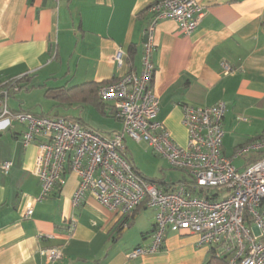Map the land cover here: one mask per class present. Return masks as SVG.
<instances>
[{"label": "crops", "instance_id": "0c3cea01", "mask_svg": "<svg viewBox=\"0 0 264 264\" xmlns=\"http://www.w3.org/2000/svg\"><path fill=\"white\" fill-rule=\"evenodd\" d=\"M157 1L0 0V82L23 78L19 92L39 88L49 97L53 92L90 83L100 86L128 72H141L148 26L145 11ZM196 1L206 14L192 35L184 36L171 20L158 24L153 55V89L160 100L158 120L176 144L185 146L188 134L182 124V107L225 102L223 152L232 157L237 148L264 134V0ZM119 51L122 63L115 60ZM225 65L232 71L226 73ZM80 91L88 88L75 92L81 93V99L74 102L83 114L66 119L100 132L87 122L86 108H92L117 122L112 133L121 131L112 104L97 103ZM10 110L50 116L24 109L22 104ZM24 131L22 125H0V264L210 261L213 249L200 247L198 237L185 231L168 232L161 252L129 259L133 249L151 243L155 211L141 207L122 218L89 195L75 208L72 197L79 178L71 172L65 175V185L57 186L43 203L34 204L33 216L25 219L26 209L42 187L33 173L38 148L36 144L23 146ZM257 158L239 159L235 165L244 169ZM5 162L13 164L8 174L1 169ZM72 220L75 227L70 232ZM53 248L60 249L63 257L49 262L43 251Z\"/></svg>", "mask_w": 264, "mask_h": 264}, {"label": "built area", "instance_id": "2783aa9c", "mask_svg": "<svg viewBox=\"0 0 264 264\" xmlns=\"http://www.w3.org/2000/svg\"><path fill=\"white\" fill-rule=\"evenodd\" d=\"M148 14L141 72H128L98 88L99 99L112 104L114 117L122 124L119 132L103 134L74 119L13 112L8 101L20 91V79L0 84V125L24 126L23 146L36 144L38 148L33 173L42 189L24 218L33 216L34 204L43 203L57 186L63 187L66 173L71 172L79 178L72 197L75 208L89 195L122 218L140 207L155 211L151 243L133 249L129 259L157 254L164 248L168 232L185 231L198 237L200 247L213 249L225 264H264V134L227 157L223 152L226 103L184 105L187 144L174 142L158 120L160 100L153 89L155 34L160 21L171 20L184 36H190L206 9L196 0H159L148 8ZM115 60L122 63V51ZM224 68L226 73L232 71L227 65ZM129 140L146 144L188 179L165 188L144 178L128 154ZM252 155L260 158L244 169L237 168L236 160ZM12 166L5 162L1 169L8 174ZM74 227L72 220L70 232ZM43 254L49 262L63 257L55 248Z\"/></svg>", "mask_w": 264, "mask_h": 264}, {"label": "rangeland", "instance_id": "374dc122", "mask_svg": "<svg viewBox=\"0 0 264 264\" xmlns=\"http://www.w3.org/2000/svg\"><path fill=\"white\" fill-rule=\"evenodd\" d=\"M22 102V103H21ZM35 110L38 114L44 112L50 116L58 118L75 117L83 114V109L75 102H62L60 99H53L44 96L39 88L32 91L22 90L10 99L9 108L19 107ZM87 122L94 126L96 130L104 134H111L115 129V120L102 116L92 108H86ZM84 113V114H85ZM85 116V117H86ZM118 125V124H117ZM129 156L133 158L132 162L138 168L142 175L156 182H164L170 185H176L188 179L187 174L165 164L153 149L150 151L142 144H137L133 140L128 141ZM131 158V159H132Z\"/></svg>", "mask_w": 264, "mask_h": 264}, {"label": "trees", "instance_id": "16d2710c", "mask_svg": "<svg viewBox=\"0 0 264 264\" xmlns=\"http://www.w3.org/2000/svg\"><path fill=\"white\" fill-rule=\"evenodd\" d=\"M145 15H146V18H147V22H149V20H150V16H149V14H148V9L145 11ZM23 78L22 79H20V80H18V83L21 85V83L23 82ZM2 82H0V84H1ZM88 88V91H80V92H82V93H87L88 94V96L92 99V100H94V101H96L97 103H100V102H102L100 99H99V97H98V88H99V86L98 85H94L93 83H90V84H85V85H82V86H79V87H75V88H72V89H65V90H62V91H57V92H53V93H51L50 95H49V97L50 98H53V99H60V100H62V102H74V101H76L77 99H81L80 98V95H81V93L78 95V94H76L75 92L76 91H79V90H81V89H84V88ZM20 89H21V86H20ZM87 99L88 98H86L85 97V95L83 96V100L85 101V102H87ZM89 102H91L90 100H89ZM259 158H260V156H259ZM259 158H257L256 160H258ZM256 160H254V161H256ZM135 166V165H134ZM135 169H136V167H135ZM137 170V169H136ZM142 175V174H141ZM144 178H146V179H149L148 177H145L144 175H142ZM149 180H152V179H149ZM152 181H155V180H152ZM156 182V181H155ZM158 183V185L159 186H163V187H165V188H170V187H172L173 185H166L165 186V184L163 183V182H161V181H159V182H157ZM141 208V207H140ZM139 209V208H138ZM206 264H225V261L223 260V259H218L217 257H216V255L214 254V252H213V254H212V256H211V259H210V261L209 262H207Z\"/></svg>", "mask_w": 264, "mask_h": 264}, {"label": "water", "instance_id": "95a60500", "mask_svg": "<svg viewBox=\"0 0 264 264\" xmlns=\"http://www.w3.org/2000/svg\"><path fill=\"white\" fill-rule=\"evenodd\" d=\"M147 41V36L145 35V37H144V43Z\"/></svg>", "mask_w": 264, "mask_h": 264}]
</instances>
